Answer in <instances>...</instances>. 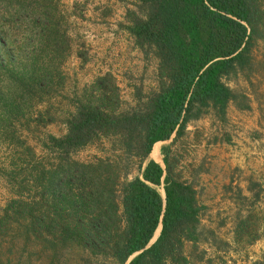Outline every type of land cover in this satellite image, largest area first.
I'll list each match as a JSON object with an SVG mask.
<instances>
[{"label": "trees", "instance_id": "obj_1", "mask_svg": "<svg viewBox=\"0 0 264 264\" xmlns=\"http://www.w3.org/2000/svg\"><path fill=\"white\" fill-rule=\"evenodd\" d=\"M56 3L0 0V146L11 153L0 172H23L32 188L24 195L17 180L0 229L13 214L24 238L44 247L77 246L110 264L183 263V242L198 235L199 205L191 185L171 175L167 157L163 166L149 158L140 175L120 180L122 159L77 160L70 154L95 138L113 137L139 163L189 118L207 108L223 114L236 96L226 79L248 66L256 41L264 60V0H138L137 9L127 12L126 28L137 46L157 58V91L121 107L112 76L97 74L74 95L64 132L42 135L43 153L13 171L15 146L34 156L16 121L39 115L33 102L50 96L63 77L67 41Z\"/></svg>", "mask_w": 264, "mask_h": 264}, {"label": "rangeland", "instance_id": "obj_2", "mask_svg": "<svg viewBox=\"0 0 264 264\" xmlns=\"http://www.w3.org/2000/svg\"><path fill=\"white\" fill-rule=\"evenodd\" d=\"M138 0H57L58 24L63 29L67 48L61 61L63 77L44 100L33 102L40 114L27 121L19 116L15 125L31 148L21 155L13 151L17 170L43 153L39 138L45 133L60 135L64 118L73 108V97L94 76L109 73L117 86L119 106L143 102L157 91V58L147 47H139L127 31V12L137 9ZM17 34H12L14 38ZM260 41L252 45V60L227 80L235 92L223 114L207 108L189 118L178 134L172 132L158 140L157 146L137 163L134 156L118 148L115 138L98 137L71 151L77 160L109 157L123 161L125 174L119 179L140 175L149 158L163 166L170 162L174 178L189 183L199 205L198 235L184 241L183 263L169 264H264V60ZM153 146V147H152ZM0 146V169L4 170L11 153ZM20 153V154H19ZM21 156V158H18ZM122 157V158H121ZM121 164V163H120ZM118 166L120 171L124 166ZM13 174V173H12ZM24 173L13 177L0 172V214L8 199L19 189L32 192ZM10 179V180H9ZM157 190L163 196L161 184ZM0 229V264H110L109 259L88 254L73 245L54 249L26 239L23 227L12 221Z\"/></svg>", "mask_w": 264, "mask_h": 264}, {"label": "water", "instance_id": "obj_3", "mask_svg": "<svg viewBox=\"0 0 264 264\" xmlns=\"http://www.w3.org/2000/svg\"><path fill=\"white\" fill-rule=\"evenodd\" d=\"M157 227H158L157 233H156L155 235L152 234L151 238L149 239V241L147 242L146 245H148L152 240H154V238H155L156 235L158 234V231H159L160 225L158 224ZM157 227H156V228H157ZM156 228H155V229H156ZM155 229H154V230H155ZM153 233H154V231H153ZM136 252H137V251H135L134 253H136ZM134 253H132V254H134ZM132 254H131V255H132ZM131 255H130V256H131Z\"/></svg>", "mask_w": 264, "mask_h": 264}, {"label": "bare ground", "instance_id": "obj_4", "mask_svg": "<svg viewBox=\"0 0 264 264\" xmlns=\"http://www.w3.org/2000/svg\"><path fill=\"white\" fill-rule=\"evenodd\" d=\"M157 230H158V228H157ZM157 230H156L155 234L157 233ZM155 234H154V235H155Z\"/></svg>", "mask_w": 264, "mask_h": 264}]
</instances>
